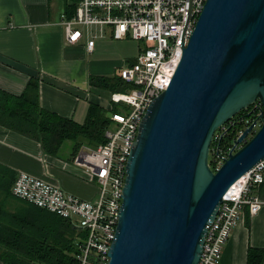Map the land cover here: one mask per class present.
<instances>
[{"label": "water", "instance_id": "95a60500", "mask_svg": "<svg viewBox=\"0 0 264 264\" xmlns=\"http://www.w3.org/2000/svg\"><path fill=\"white\" fill-rule=\"evenodd\" d=\"M258 100L264 106V0H207L140 124L109 264L199 263L224 196L264 159V110L259 130L247 139L256 123L245 129L216 171L214 133Z\"/></svg>", "mask_w": 264, "mask_h": 264}, {"label": "built area", "instance_id": "2783aa9c", "mask_svg": "<svg viewBox=\"0 0 264 264\" xmlns=\"http://www.w3.org/2000/svg\"><path fill=\"white\" fill-rule=\"evenodd\" d=\"M206 1L74 0L75 13L71 17L63 15L67 42L77 44L86 38L89 52L94 50L95 38L107 34V27L114 39L127 37L144 43L136 61L120 70L121 78L132 86L130 93L111 92L110 95L113 103L127 104L132 109L127 113L111 110V125L105 132V142L97 146L83 144L72 160L86 168L98 182V196L84 199L28 172H20L12 185L16 197L70 220L84 233L77 254L79 264L110 263L124 201L129 158L140 124L154 98L168 88ZM262 113V104L256 102L250 116L228 121L215 131L209 155L210 166L214 164L215 171L230 153L244 144L237 143L244 130L256 123L247 139L254 135L262 124ZM238 127L236 137L226 142L230 129ZM237 182L238 188L227 192L208 226L198 264L220 263L244 205H248L252 215L263 207L264 201L251 191L264 182V159Z\"/></svg>", "mask_w": 264, "mask_h": 264}, {"label": "crops", "instance_id": "0c3cea01", "mask_svg": "<svg viewBox=\"0 0 264 264\" xmlns=\"http://www.w3.org/2000/svg\"><path fill=\"white\" fill-rule=\"evenodd\" d=\"M72 3L0 0V89L21 95L30 78L38 76L41 105L83 123L92 104L107 112L113 109L111 91L92 85L91 76L112 74L107 72L120 58L134 63L142 46L133 50L129 38H112L108 27L105 36L95 38L92 52L87 50L86 38L68 43L62 19ZM73 145L69 154L66 144L58 155L47 154L38 141L0 125V164L16 175L28 172L84 199H95L97 181L73 163ZM251 194L264 201V182ZM250 248L264 250V205L254 215L244 205L219 264H248Z\"/></svg>", "mask_w": 264, "mask_h": 264}, {"label": "trees", "instance_id": "16d2710c", "mask_svg": "<svg viewBox=\"0 0 264 264\" xmlns=\"http://www.w3.org/2000/svg\"><path fill=\"white\" fill-rule=\"evenodd\" d=\"M68 9L67 16L71 17L75 13L74 0ZM91 84L111 92H122L127 85L120 74L115 78L91 76ZM39 87L40 78L32 76L21 95L0 89V125L38 141L44 152L51 155H58L67 141L74 144L73 157L83 144L97 146L105 142L111 112L92 104L85 122L78 123L44 108ZM255 103L230 121L248 116ZM239 129L231 128L225 141H232ZM16 177L13 169L0 164V261L5 264H79L77 254L83 239L78 240V237L83 233L70 220L16 197L12 193ZM13 197L20 200L14 202ZM263 263L264 250L250 248L248 264Z\"/></svg>", "mask_w": 264, "mask_h": 264}, {"label": "rangeland", "instance_id": "374dc122", "mask_svg": "<svg viewBox=\"0 0 264 264\" xmlns=\"http://www.w3.org/2000/svg\"><path fill=\"white\" fill-rule=\"evenodd\" d=\"M128 40H130L131 41V47H132V49L134 50V49H136V51H138V49H140L139 48V45H140V47L141 46H143L144 45V43L143 42H141V41H135L134 39H132V38H129ZM139 52H140V50H139ZM133 57V56H132ZM116 58H119V57H116ZM134 58V57H133ZM120 59H122L121 60V62L118 64V62L117 63H112V67L108 70L109 72H107V73H112V74H105L104 76L105 77H113V78H115V77H117L119 74H120V70L122 69V68H124V67H127V66H129V65H131L132 64V61H134V59L133 60H131L130 58H126V57H124V58H120ZM128 85V84H127ZM125 86V89L124 90H122V92H127V93H130V85L129 86ZM112 104V107H113V109L112 110H114V111H118V112H123L124 111V113H127V112H129L131 109H132V107L130 106V105H127V104H123V103H111ZM123 110V111H122ZM109 113H110V111H109ZM259 126L257 127V131L259 130ZM256 131V132H257ZM255 132V133H256ZM254 133V134H255ZM250 139V138H249ZM66 148L68 149V152H67V154H69L70 153V151H71V149H72V142H70V141H67L66 143ZM212 167L214 168V164L212 165ZM95 185L97 186V189H96V191H97V195L99 194V190H100V188H99V184H98V182H96L95 183ZM96 195V196H97ZM20 199H18V198H16V197H13V201L15 202V201H19ZM84 234V233H83ZM83 234H81V236H79L78 237V240H81V239H84V237H83Z\"/></svg>", "mask_w": 264, "mask_h": 264}, {"label": "bare ground", "instance_id": "6f19581e", "mask_svg": "<svg viewBox=\"0 0 264 264\" xmlns=\"http://www.w3.org/2000/svg\"><path fill=\"white\" fill-rule=\"evenodd\" d=\"M238 186H239V182H236V183L232 186L231 191L237 189Z\"/></svg>", "mask_w": 264, "mask_h": 264}]
</instances>
